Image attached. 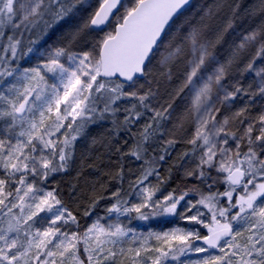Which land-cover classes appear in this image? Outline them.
I'll use <instances>...</instances> for the list:
<instances>
[{
	"label": "snow or ice",
	"instance_id": "obj_1",
	"mask_svg": "<svg viewBox=\"0 0 264 264\" xmlns=\"http://www.w3.org/2000/svg\"><path fill=\"white\" fill-rule=\"evenodd\" d=\"M188 4L0 0V264H264V111L250 114L256 98L264 99V19L245 30L223 62L217 52L237 20L264 17V0L247 8L243 0H215L199 22L187 31L181 26L165 43ZM222 12L229 14L227 24L209 39ZM66 23L67 31L47 44ZM158 53L159 75L172 81L176 69L180 83L167 93L166 104L156 107L160 80L152 65ZM33 57L36 63L23 66ZM234 71L241 78L252 75V82H232ZM186 90L190 104L174 127L184 132L192 124L194 131L186 141L191 149L180 159L197 161L184 176L207 185V192L192 186L163 195L167 180L159 168L178 142L175 134L164 139L165 122ZM237 99L244 105L221 120L217 114ZM146 117L131 133V145L124 140L128 151L115 149L121 160L143 162L129 191L117 187L107 197L114 202L106 213L116 220L104 225L97 217L81 230L79 216L48 181L71 168L77 142L91 126L110 121L107 135L115 139ZM98 144H105L103 133L86 147L91 151ZM114 178L123 180L122 165ZM69 194L75 195V185ZM193 194L199 198L189 199ZM105 198H93L83 215L89 217ZM121 216L179 217L188 226L145 235L122 223ZM192 253L202 255L193 260Z\"/></svg>",
	"mask_w": 264,
	"mask_h": 264
},
{
	"label": "trees",
	"instance_id": "obj_2",
	"mask_svg": "<svg viewBox=\"0 0 264 264\" xmlns=\"http://www.w3.org/2000/svg\"><path fill=\"white\" fill-rule=\"evenodd\" d=\"M245 7H249L255 3V0H243ZM228 15V13H227ZM260 19L264 17H256L253 19L254 24L258 23ZM219 24V23H218ZM215 24L213 27L212 35L214 37L215 31L219 30V25ZM121 119L123 116L121 115ZM145 120H141L136 124L131 132L125 136L123 133L115 136V139L107 135V130L112 127L110 121H105L100 126H91L89 134L86 138H83L77 142L75 160L71 168L65 173L54 175L48 181L47 187H59L64 202L68 205L70 210L77 214L82 225V229L86 227L88 220L94 215L102 212H106V208L110 207L113 200L107 199L112 191H115L117 187H121L124 191H129V182L135 181L136 177L140 174V168L142 161H136L132 157H127L123 160L120 159L116 153V147H122L124 152L128 151V146L124 145V140L129 141V146L133 142L131 139V133L137 132L142 128ZM166 123V122H165ZM105 135V144H98L91 151H88L87 145L91 142L93 137H99L100 134ZM111 140V144L108 141ZM157 151L153 154H159V146L154 145ZM191 149V145L187 142H177L175 147L170 150V155L166 157V160L159 168L160 176L167 180V183L162 187L163 195L176 189L177 194L181 191H186L192 186H199L205 192H207V185H201L200 181L193 177H185L181 174L180 168L184 159H180L185 151ZM151 152V149H150ZM123 166V180H119L115 177L117 171ZM91 166V167H90ZM169 169L171 175L169 178ZM79 173V175H78ZM212 175H216L215 170H212ZM152 183H156V177L150 178ZM211 181H209L210 183ZM75 185V195L70 196V189ZM220 190L223 191V185L220 186ZM215 191V188H213ZM104 195L106 198L99 201V204L92 209V213L89 217H85L83 212L89 206L92 199L99 195ZM198 196L190 195L189 199H198ZM133 200V198H129ZM206 211V210H205ZM172 217L168 218H155L148 221L136 220L139 225H159L170 222ZM186 224V222H185ZM199 228V227H198ZM203 232L205 230L202 229Z\"/></svg>",
	"mask_w": 264,
	"mask_h": 264
},
{
	"label": "rangeland",
	"instance_id": "obj_3",
	"mask_svg": "<svg viewBox=\"0 0 264 264\" xmlns=\"http://www.w3.org/2000/svg\"><path fill=\"white\" fill-rule=\"evenodd\" d=\"M215 3V0H192L190 5L186 7L182 11V13L175 19V21L172 23L171 28L169 29V36L165 38V43L167 40L172 36L177 34V29L183 26V30L187 31L188 27L190 25H194L197 22L200 21L201 17L204 16L205 10L210 6ZM244 9H241V15H243ZM228 16L227 12H222L218 14V16L214 19L213 21V27L215 24L219 25V29H222L225 27L228 21ZM187 22V23H186ZM70 23L74 24L75 21H71ZM254 21L253 19H245L243 22L237 20L236 24L232 29H230L226 34H225V42H223L221 45L217 46V52L218 56L223 62L225 59H227L228 55L230 54V48L234 46L235 44H238L240 40L243 37V34L246 29H250L251 27H254ZM69 27V24H64L59 28V30L56 32L55 35L51 36V39L47 40V44H52L54 41H56V37L58 35H62L67 31ZM113 26L111 28H106L105 32L112 30ZM99 35L102 37L104 35L103 32L99 33ZM208 38L209 39H214L212 32L208 33ZM47 44H45L43 41L41 42L42 47H47ZM164 48L163 46L160 49V52H163ZM250 57V54H249ZM249 57H246L244 61L239 65V68L242 69L244 66V63L247 62V59ZM159 53L157 54V57L155 60H153V73L156 76L157 79L160 80V85H159V92H160V99L158 102H155V106L159 107L160 104H166V102L169 100V96L167 93L172 92L173 89L178 87L180 81L176 78V69H173L174 76L172 81H167L164 77H161L159 75L160 69L156 64V61L159 59ZM36 63V58L33 57L30 61H23L22 64L25 67L32 66V64ZM148 79H152L150 76ZM232 82H234L237 79H240L241 82L243 83L244 86H247L249 83L252 82V75L245 74L243 78H241L238 74V72L234 71L233 77L231 78ZM142 83L144 81H141ZM153 88H157L156 84L152 85ZM166 89V90H165ZM256 103L253 104L250 108V114L255 117L257 116L261 111H264V99L257 97L256 98ZM245 101L237 99L235 103L232 105L231 109L228 108H222L221 112L218 113L217 115L219 118L222 120L225 115H230L232 112H235L237 109L242 107L244 105ZM190 104V96L187 93V90L185 93H182L181 96L177 97L176 100L174 101V110L172 111V115L169 119V121H166L165 123V131L168 133L164 137V139L169 138L173 134H175L178 142H186L189 138H191V135L194 131V125L192 124H186L185 125V131L184 132H177L175 129V125L179 122V119L181 115L184 113L185 109L189 106ZM242 131V129H241ZM234 146V145H233ZM197 163L196 160L192 159L191 157H187L183 160L180 172L184 176V172L188 168L195 167V164ZM167 195V194H165ZM162 198V196L160 197ZM133 202H135L133 198ZM133 216L135 215L134 213L132 214ZM97 217H103L100 221L101 224L107 225L108 223L115 221L116 216L113 214L112 216H108L106 212L94 214L87 222V225H90ZM120 221L124 224H126L129 228H132L135 232L137 233H142V234H147L149 231H164L168 230L174 226H188L185 224L184 221H181L179 217H175L172 219L170 222L165 223V224H159V225H147V226H142L139 225L138 222L135 219H131V217H124L121 216ZM197 228L199 225L196 226ZM206 232V230H205ZM152 243H155V241H152ZM202 254H197V253H192L190 254L191 259L195 260L198 259Z\"/></svg>",
	"mask_w": 264,
	"mask_h": 264
},
{
	"label": "water",
	"instance_id": "obj_4",
	"mask_svg": "<svg viewBox=\"0 0 264 264\" xmlns=\"http://www.w3.org/2000/svg\"><path fill=\"white\" fill-rule=\"evenodd\" d=\"M191 2H192V0H189V4L185 6V9H186V7H188L190 5Z\"/></svg>",
	"mask_w": 264,
	"mask_h": 264
},
{
	"label": "flooded vegetation",
	"instance_id": "obj_5",
	"mask_svg": "<svg viewBox=\"0 0 264 264\" xmlns=\"http://www.w3.org/2000/svg\"><path fill=\"white\" fill-rule=\"evenodd\" d=\"M112 26H113V29H114V27H115V24L113 23V25H112Z\"/></svg>",
	"mask_w": 264,
	"mask_h": 264
}]
</instances>
